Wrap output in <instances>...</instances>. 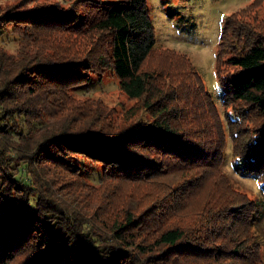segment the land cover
Here are the masks:
<instances>
[{
    "label": "trees",
    "instance_id": "trees-1",
    "mask_svg": "<svg viewBox=\"0 0 264 264\" xmlns=\"http://www.w3.org/2000/svg\"><path fill=\"white\" fill-rule=\"evenodd\" d=\"M256 1L226 17L216 68L236 169L261 178L264 192V23L244 18ZM29 3L0 6V39L9 33L18 43L16 52L0 45V264H261L250 232L255 203L213 172L223 145L210 139L204 109H217L207 90L200 96L198 71L184 56L188 73L146 63L161 50L148 1ZM105 69L139 119L118 131L71 127L70 92ZM50 113L63 124L32 145L3 141L29 142ZM83 159L148 190L129 189L135 201L115 200L88 219L38 170L20 175L31 163L78 175Z\"/></svg>",
    "mask_w": 264,
    "mask_h": 264
},
{
    "label": "rangeland",
    "instance_id": "rangeland-1",
    "mask_svg": "<svg viewBox=\"0 0 264 264\" xmlns=\"http://www.w3.org/2000/svg\"><path fill=\"white\" fill-rule=\"evenodd\" d=\"M18 1L20 0H0V6H8ZM23 1H29V5L59 4L67 7L74 0ZM147 1L155 28L156 46L161 47V50L152 52L146 63L152 67L158 65L180 68L179 71L188 73L189 67L180 58V56H184L198 71L200 78L197 82L202 86L199 89L200 96L206 101L204 90H207L217 109V115L207 108L204 109L208 114L206 121L210 124V129L212 128V132L209 133L210 139L214 137L217 144L223 145V159L221 166H219L221 171H218L215 166L213 172L215 176L223 175L234 189L243 192L247 198L255 203L254 218L256 221L250 232L260 242L259 254L262 258L261 264H264V192L262 180L261 178L242 175L236 169V164L240 160L234 153L235 141L229 132V123L225 115L226 108L222 102V87L218 80L216 68L217 49L226 17L229 13L247 6L253 0ZM256 2L251 7V12L247 13L244 18L248 19L251 14H256L262 24L264 23V0H257ZM17 44L16 36L9 33H5L0 39V45L4 46L8 52H16ZM70 93L69 109L74 116L73 120L68 121L71 123V127L85 125L86 127L109 128L110 131H118L137 121L141 115L139 112L134 114L136 109L131 107L135 101L121 90L117 76L110 69L92 74V80L88 85L75 88ZM205 105L204 102L202 107ZM62 121L56 120L54 113L47 114L44 123L31 132L29 142L18 141V135L9 136L3 141L9 143L12 141L18 148H25L32 145L33 140L48 134L46 132L51 127L58 128L61 126ZM23 129L26 130V127L23 126ZM7 152L12 156L17 155V151L8 150ZM22 162L24 160L19 159L18 168H24L26 164ZM217 164L220 163L217 161ZM79 165L81 170H79L78 175H74L63 169L43 170L39 164L31 163L28 168L22 170L20 175L26 180L28 176H32V170L28 169H34L35 173L38 170L37 177L41 181H44L47 186L50 185L59 198L67 202L70 201L74 207L79 209L81 216L88 219L98 209L103 212L106 209L104 206L115 200L122 198L125 199L123 200L125 203L127 199L135 201L136 197L134 196L127 198L126 193L129 189L134 192L148 190L147 184L143 182H123L119 178L105 177V167L100 164L84 160V164ZM79 180L85 182L84 186L78 185ZM248 205L251 206L250 202L242 204L241 207L246 210V207L251 208Z\"/></svg>",
    "mask_w": 264,
    "mask_h": 264
}]
</instances>
